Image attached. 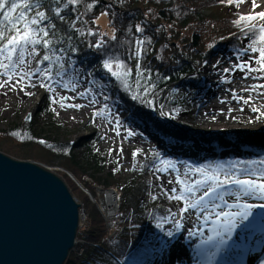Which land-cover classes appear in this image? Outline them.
<instances>
[{
	"label": "trees",
	"instance_id": "16d2710c",
	"mask_svg": "<svg viewBox=\"0 0 264 264\" xmlns=\"http://www.w3.org/2000/svg\"><path fill=\"white\" fill-rule=\"evenodd\" d=\"M112 2L113 0H100L93 12L88 13L85 19L100 17V12ZM114 9L117 14L115 25L119 29L116 32L118 39L125 38L124 28L128 25H131L135 32L136 24L147 22L145 32L136 33L142 38L144 36L151 38V44L145 43L147 52L139 61L140 71L144 73L143 77L137 74V60L127 61L133 71L126 89L115 77L100 67L101 61L105 58L103 52L88 47L87 43H80V41L95 43L98 37L85 36L76 40L78 34H74V45L78 44V50L70 53L71 61L74 63H69L68 58H65L62 71L65 72L73 65L79 64L86 73L92 72L91 76L88 75L90 81L95 80V85L107 97L102 113L109 107L119 104L126 111L131 123L153 135L161 134L155 129L157 121L165 123L164 120L176 118L180 113L194 110L199 105L202 91L205 92L209 88L201 71L212 57L222 56L229 50L237 51L245 38L251 42L255 39L256 47L261 46L258 31L255 35L251 33L246 35L248 30L243 22L239 26L234 23L241 16L237 12L235 2L229 5L221 3V0H124V3L120 4L119 0H116ZM80 10L83 11V8ZM108 11L106 27L98 23V20L96 25L90 23L89 26L96 31L111 35L110 20L113 17L112 10ZM2 19L3 16L0 15V20ZM77 26H80L79 23ZM58 27L63 31L64 25L58 23ZM104 39L108 40L109 37L105 36ZM110 43L116 42L110 41ZM37 50L40 53L39 59L47 51L39 46ZM47 64L48 62L37 64V67L43 68ZM57 70V66L53 65V80L58 78ZM183 127L190 129L188 125ZM62 132L63 126L54 120L44 126L25 121L9 129H0V152L19 161L32 160L40 164L57 165L89 192L91 190L84 180L86 177L98 186L117 187L122 190L119 221L114 230L115 235L111 237L109 234L111 229L108 228L97 205L66 173L59 176L67 184L86 215L83 228H80L77 234V243L64 264L158 263L162 244L173 236L167 233L166 222L162 218L159 206L164 201L176 205L180 213L186 212L182 210L188 201L171 198L180 195L184 191V185L180 184L179 192L169 194L150 187L145 173L155 162L157 154L140 161L136 157L138 150H134V168L130 171V177L121 184L117 179L118 170L108 168V159H103L100 152L88 142L73 144L66 141ZM168 140L167 142L170 143L174 139L168 138ZM81 149L84 152H82L83 156L79 157L78 151ZM192 162L197 164L196 168H204L210 174L218 175L221 181L224 180L225 172H239L240 179L264 182V177L261 176V171H264V163H262L264 157L256 160H210L205 164L198 162L197 159ZM245 168L255 172L256 175L250 177L244 175L240 170ZM232 192L234 191H231V185L224 184L211 198H206L209 207L203 211L200 221L202 225L206 223L213 225L211 229L218 235L229 234L232 225L264 223V207L259 206L262 216L254 217L249 214L247 218L234 217L230 227L224 217L218 218L216 213L219 212L216 211L217 209L213 211L211 207L213 202H220L215 197L223 194L228 201H231L235 198L231 195ZM200 194L201 192H197L196 197L198 198ZM251 201L258 205L264 204V200L257 197H242L238 202ZM188 210L195 212L194 216L197 219L202 213L198 209ZM228 211L236 212V209ZM207 213H211V216L206 220V217H209ZM261 238L257 239V242H262Z\"/></svg>",
	"mask_w": 264,
	"mask_h": 264
},
{
	"label": "rangeland",
	"instance_id": "374dc122",
	"mask_svg": "<svg viewBox=\"0 0 264 264\" xmlns=\"http://www.w3.org/2000/svg\"><path fill=\"white\" fill-rule=\"evenodd\" d=\"M234 2L235 4H237L238 1L233 0V3ZM240 6L241 4L239 3V6H237V12L240 15H248V13L241 10ZM98 23H100L103 27H106L108 24L107 16H100L98 19ZM257 23H264V21H257ZM250 44L251 41L245 38L237 51L229 50L224 52V55L215 56L209 60L208 64L201 71L202 76L209 84V88L205 92L202 91V98L199 101V105L194 110L180 113L176 118L164 120L165 123L157 121L155 124V129L158 130L161 134L153 135L146 132L145 130H140L139 127L130 122L126 111L119 104H115L109 107L107 111L103 112V115L98 114L102 112V108L106 104L105 95L95 84L90 81L87 73L79 64L73 65L72 68L64 72L63 76H60L52 81H49L46 77H43L39 73H36L34 75L25 77L19 84H16V79L14 78L11 83L5 84L3 87H0V129H9L15 125H20L25 121L33 122L37 126H44L47 123L52 122L53 120L57 121L63 126L62 134L65 135L66 141H69L73 144H78L82 141L88 142L95 148V150L100 152V156L103 159H108V168L118 170L117 179L121 184H124L129 179L130 171L134 168V150H138V155H136V157L139 158L140 161L153 154H157L155 162L145 173V178L148 184L150 185V187L156 188L158 191H163L167 194L173 193L171 192L172 188H176V192H179L181 186L177 183V178L187 180L189 183H192L197 179H203L201 173L199 172L191 173L187 177L183 175L185 172L189 171V168L197 167V164H195V162H192V160L194 159H197L198 162L205 164L210 160H256L257 158L264 157V148H260V150H256L252 154H241L240 152L229 154L227 153L228 151H225L224 153L227 154H224L222 156L219 154H212L207 152H204L202 154L199 153L198 155H196L195 153H197L198 150L194 148L200 147V145L197 144L196 141H201V144L205 146H212L213 142H207L208 140H213L216 145L220 143L221 145H223L222 143L225 142L227 145L224 144L225 146L223 145L222 147L226 150L229 147H232L231 142L234 138L245 137L249 135L247 133L244 134L245 132H247V130H227L225 132L220 131L218 133H210L216 131H214L213 128H209L207 131H204V128L202 129V123L199 122V118L201 116L200 112L203 107V100L207 98L209 99L212 90L216 89L220 84V79H223L222 77L226 76L223 70L228 60L233 65H237V58L250 56V58H247L246 61L249 63V66H251V68L259 69L264 66L260 61L259 53L254 52L249 48ZM37 59H39V56L37 57ZM241 64L244 65V63L240 62L239 65ZM36 68L37 63L35 60H33L31 64L28 65V67L23 69V71L19 69L17 71L20 72L21 75H23V72L29 70L34 72ZM243 70H245V67ZM252 73L255 76H262L264 79V72L252 71ZM205 74L207 76H205ZM218 75L223 76L219 77ZM5 80H7V77L0 76V83H3ZM57 80H60L61 83H56ZM69 81H71V84H69ZM63 84H69V86L64 87L62 86ZM13 85L15 86L13 87ZM48 85H51L52 90H49ZM72 85H75V90H73ZM76 90H79L80 93H85V95L82 96L80 95V93L77 94ZM64 93L73 95V105L77 104L81 105L82 107V105L85 104V106L89 105V107H84L86 108L85 110H82L81 107H74V110L72 111L70 108L64 105ZM260 124L263 125L264 123L260 121ZM183 125L190 126V129L184 128ZM181 133L190 136L189 138L191 140H173L172 142L168 143V138L170 136H178ZM252 133L253 132H250V134ZM257 133L264 134V130ZM260 138H264V136L261 135ZM169 144H172V146H170ZM179 145H184L185 148L186 146H193L188 147L190 148L188 150L194 148L193 154L191 153L187 156H176L172 153H167L166 148H176L179 147ZM237 146H239V144H237ZM233 150L238 151V149L235 148ZM78 152L80 154L79 157H82V152H84L83 149L79 150ZM159 160L171 161L176 165L177 168L181 170L174 171L171 167H169L167 172L156 171V169L153 167L154 164H157L158 167H163V165L158 164ZM36 163L41 165L44 169L58 176L66 173L57 165L53 166L40 164L38 162ZM203 166L205 167V165ZM205 170L209 175H211L207 169ZM67 175L76 183V180L73 176H71L70 174ZM84 180L88 183L92 195H94L93 201L95 202L101 213L103 211L98 205L99 197L98 192H96V188H100L102 190L117 189L118 193L122 195V190L117 187L104 188L95 184L90 178L86 177ZM169 180H171L172 183H168ZM235 190L236 187L234 185H231V191ZM224 199L228 201V198H226V196H224ZM234 202H237L235 198L231 201H228L229 204H232ZM218 203L222 204L223 202L220 201ZM247 204L254 205V207L250 209L251 216H262L257 203L251 201ZM159 210L163 220L166 222V227L168 230L167 233L172 232L173 236L169 237V240L162 244V255L160 254V260L156 264H162L166 253L165 251L172 243H177L182 248L190 247L193 250H197V253H192L191 264H213V260L219 254H222V256H224V259L222 258V262L224 264H231L234 259L235 262L236 260H242L244 254L247 251L250 252L251 260L253 261L255 257L253 254L260 246L263 250L259 257L255 260L254 264H264L263 222H257L254 225H232V227H230L229 234L225 233L218 235L213 232V230L211 229L213 228V225H211L210 223L202 225V221H200V219L203 212L198 216L197 219L194 216L195 212L187 210L184 213H180L176 205H171L164 201L161 202ZM228 210L230 209L227 207H222L217 208L216 211L227 212ZM236 211L239 210L236 209ZM118 213L119 207L117 208V214L113 221H108L105 218L107 225L109 226L108 228L111 229L113 235H115L114 230L117 227L119 221ZM259 219H261V217ZM85 220H81V226L84 225ZM177 224L180 225L179 228H177ZM81 226L80 228L82 229L83 226ZM260 238L263 241L259 243L257 242V239ZM216 240L220 241V245L217 246V248L212 247L211 250L202 252L203 248H205L207 245L210 246L211 242ZM235 242L236 245H234ZM224 246H231V248L224 249ZM229 250L233 252L230 253ZM157 252L159 253L160 251ZM199 253L201 254L199 255ZM232 253L233 257L231 256ZM238 264H243V262H238Z\"/></svg>",
	"mask_w": 264,
	"mask_h": 264
},
{
	"label": "snow or ice",
	"instance_id": "6c2138e0",
	"mask_svg": "<svg viewBox=\"0 0 264 264\" xmlns=\"http://www.w3.org/2000/svg\"><path fill=\"white\" fill-rule=\"evenodd\" d=\"M115 2L116 0H113L112 3L107 4L105 10L100 12V16H108V10H112L113 19L110 20L112 33L109 35V33H101L89 26L90 23L91 25H96L99 17L90 20L85 19L88 13L93 12L100 3V0H91V2H88V0H0V15L3 16V19L0 20V25H3L0 27V70H2L0 71V76L7 77V80L0 83V87L11 83L14 78L16 79V84H19L25 77L36 73L51 81L53 80V65L57 66L58 69L56 76H63V60L68 58L69 63H74L71 61L70 53L78 50V44L74 45V34H78L76 40H79V37L85 36L98 37L95 43L91 41H80V43H87L90 48L100 49L105 57L101 61L100 67L106 70L112 77H115L127 89L128 79L133 71L128 66L127 61L136 59L137 74L143 77L144 73L140 71L139 61L147 52V49L144 47L145 43L151 44V38L147 36L142 38L136 35V33L143 34L145 32L147 22L143 21L135 25V32H133L131 25L125 27V38L118 39L116 32L119 29L115 25V16L117 15L114 9ZM242 2H245V0H238L237 6ZM119 3L123 4L124 0H119ZM221 3L231 5L233 0H221ZM252 6L253 9L260 7L256 0H252ZM81 8H83V11L80 10ZM13 13H16V15H13ZM257 21H264V11L241 15L234 23L239 26L243 22L244 27L248 30L246 35L248 33L255 35L257 31L259 32L258 40L261 46L256 47L257 40L253 39L249 48L259 53L260 61L264 65V23H257ZM58 23L64 25L63 31L58 27ZM78 23L79 27L77 26ZM105 36H108L109 39L105 40ZM110 41H115L116 43L112 44ZM37 46L47 50L40 59H37L40 56ZM123 57H126V59ZM33 60L40 65L44 64V62H48V64L43 68L37 67L34 72L31 70L23 72V75L17 71L18 69L23 71ZM239 67L243 70L245 65L241 64ZM248 70L249 72H264V66L259 69H253L251 66H248ZM87 75L91 76L92 72L87 73ZM56 83H61V81L57 80ZM92 83L95 84L96 81L93 80ZM69 84H71V81H69ZM69 84H63L62 86L68 87ZM48 87L49 90H52L51 85H48ZM260 87H264V85H260ZM72 88L75 90V85H72ZM80 95L83 96L85 93H80ZM70 106L81 107V105ZM252 110L254 112L260 111L258 108H253ZM98 114L103 115L102 112ZM260 115L264 116V112H261ZM14 135H19V133H14ZM158 164L163 165V167H158L157 164H154L153 167L156 171L167 172L169 167L178 171L176 165L171 161L159 160ZM195 172L201 173L203 179H197L189 183L187 180L177 178V183L184 185V191L180 195L171 198L188 201L182 211L192 208L203 212L209 207L206 198H211L224 184L234 185L236 191L232 192L231 195L235 197L237 202L229 204L224 199V195L221 194L217 195L215 199L223 203L213 202L211 205L213 211L222 207L239 210L236 212L222 211L216 213L218 218L224 217L227 225L230 227L234 217L247 218L250 214V209L254 207V205L247 203H239L238 201L242 197H257L264 200V182H258L254 179H240L238 178L239 172H225L224 180L221 181L218 175H209L204 168H189V171L183 175L187 177L189 174ZM240 172L249 177L256 175L255 172L247 168L240 170ZM261 176L264 177V171H261ZM168 183H172V181L169 180ZM202 189L204 191H201ZM171 192L175 193L176 188H172ZM197 192H201L198 198L196 197ZM153 198L155 199V197ZM258 206L264 207V204ZM210 216L211 213L209 217H206V220ZM222 226L224 225L222 224ZM179 227L180 225L177 224V228ZM168 235L171 236L172 232H169Z\"/></svg>",
	"mask_w": 264,
	"mask_h": 264
},
{
	"label": "water",
	"instance_id": "95a60500",
	"mask_svg": "<svg viewBox=\"0 0 264 264\" xmlns=\"http://www.w3.org/2000/svg\"><path fill=\"white\" fill-rule=\"evenodd\" d=\"M80 222V204L58 175L0 152V264H64Z\"/></svg>",
	"mask_w": 264,
	"mask_h": 264
},
{
	"label": "bare ground",
	"instance_id": "6f19581e",
	"mask_svg": "<svg viewBox=\"0 0 264 264\" xmlns=\"http://www.w3.org/2000/svg\"><path fill=\"white\" fill-rule=\"evenodd\" d=\"M256 2L257 4L260 5V7L253 9L252 0H245V2L240 3L241 10L245 11L248 14H255L260 11H264V0H256ZM247 58H250V56L247 57L243 56L237 58L238 59V60L236 59V61L238 62L237 65H233L228 60L223 70L226 76L218 75L219 77L223 76L222 77L223 79H220L219 82L220 84L217 86L216 89L212 90L209 99L207 98L203 100V107L200 112L201 116L199 118V122L202 123V129L204 128V131H207L209 128H213L214 131H216L210 133H218L220 131L225 132L227 130H231V131L247 130V132H245L244 134L247 133L249 135L234 139L232 138L233 139L231 142L232 147H229L226 150L222 147L224 144L227 145L225 142L222 143L223 145H221V143L216 145L213 140H208V142L207 141L206 142L207 143L213 142V145L205 146L201 144V141L200 142L196 141V143L200 145L199 148L194 147L196 150H198V152L195 153L196 155H198L199 153L202 154L204 152L219 154L221 156L227 153L235 154V152H240L241 154H246V153L252 154L254 151L260 150V148H264V138H260V136L261 135L264 136V134L257 133L264 130V124L263 125L260 124V121L264 123V116L260 115L261 112H264V87H260V85H264V79L262 76H255L252 72H249V70L247 69V67L249 66V63L246 61ZM240 62L244 63L245 70H241V68L239 67ZM205 76L207 75L205 74ZM76 91L77 94L80 93L79 90ZM72 98H73L72 94L69 93L63 94V99L65 101L64 105L73 111L74 107L70 106L73 105ZM245 101H247V103H245ZM84 107H89V105L85 106V104H83L81 109L85 110L86 108ZM253 108H258L260 111L254 112L252 110ZM250 132L253 133L250 134ZM189 137L190 136L181 133L178 136L172 135L169 138L170 139L173 138L174 140L177 141L179 140L185 141V140H191ZM237 144H239V146H237ZM169 145L172 146V144ZM188 147H193V146H186L187 148L186 149L184 145H179V147L176 148L169 147L166 148V150L167 153H172L176 156L179 155L187 156L191 153L193 154V149H194L192 148L191 150H188L190 149ZM232 148L238 149V151H234ZM225 151L228 152L224 153ZM176 169L178 171L181 170L177 167ZM96 189H97L96 192H98V197H99L98 205L103 211L102 213L104 215V218H106L108 221H113L117 214V208H118L116 201L117 196L115 194V191L102 190L100 188H96ZM89 193H90L89 194L90 199L92 198L91 200L93 201L94 195H92L91 192ZM219 245H220L219 240L213 241L211 242L210 246L207 245L205 248H203L202 252L211 250L212 247L217 248V246ZM234 245H236V242L234 243ZM223 248L230 249L231 246H224ZM262 250L263 249L260 246L257 248V251L254 252L253 254L255 256L254 260L252 261L250 256L248 260L249 264H254L255 260L259 257ZM229 251L230 253L233 252L231 250ZM165 252H166L165 257L162 264H189V263L191 264L192 253H197V250H193L190 247L182 248L179 244L172 243L170 246H168ZM201 253H199V255ZM232 255L233 253L231 254V256ZM222 258L224 259V256H222V254H219L215 259L213 258L214 259L213 264H224L222 262ZM234 262L235 259L232 262L233 264H238V262L245 263L244 258H242V260L239 261L236 260L235 263Z\"/></svg>",
	"mask_w": 264,
	"mask_h": 264
},
{
	"label": "built area",
	"instance_id": "2783aa9c",
	"mask_svg": "<svg viewBox=\"0 0 264 264\" xmlns=\"http://www.w3.org/2000/svg\"><path fill=\"white\" fill-rule=\"evenodd\" d=\"M111 190H113V191H115V194H116V201H117V205H118V207H119V205H120V198H121V194L120 193H118V190L117 189H111ZM85 217H86V215H85V213H84V211L81 209V220H85ZM83 226V225H82ZM81 226V227H82ZM109 227V226H108ZM110 229V228H109ZM109 234H110V236L111 237H113L114 235L112 234V232H109Z\"/></svg>",
	"mask_w": 264,
	"mask_h": 264
}]
</instances>
